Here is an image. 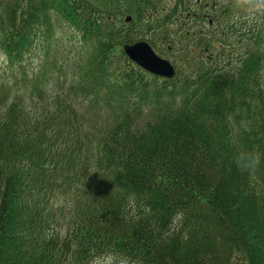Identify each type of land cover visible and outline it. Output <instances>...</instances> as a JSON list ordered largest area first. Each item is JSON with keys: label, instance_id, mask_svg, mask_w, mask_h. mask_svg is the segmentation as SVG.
<instances>
[{"label": "trees", "instance_id": "trees-1", "mask_svg": "<svg viewBox=\"0 0 264 264\" xmlns=\"http://www.w3.org/2000/svg\"><path fill=\"white\" fill-rule=\"evenodd\" d=\"M232 2L0 0L9 63L43 56L33 107L0 83V264H264V0ZM138 40L176 75L131 60ZM55 68L72 82L50 94ZM242 150L260 163L239 169Z\"/></svg>", "mask_w": 264, "mask_h": 264}, {"label": "rangeland", "instance_id": "rangeland-1", "mask_svg": "<svg viewBox=\"0 0 264 264\" xmlns=\"http://www.w3.org/2000/svg\"><path fill=\"white\" fill-rule=\"evenodd\" d=\"M231 5L232 7L239 9L240 14L246 15L251 13L250 16H254L262 8V0H233ZM72 31L65 25L61 30L58 31L59 45L56 49L59 53L60 60L63 63H66L67 61L71 63L74 56L78 55L79 49H81V44H79V41H77L78 38L75 35L73 36L74 33H72ZM39 54L40 50H36L32 56L25 58L22 66H13L7 60L5 53L0 50V83H9L12 85V94L7 105L13 100H16L18 95L24 93L26 96L24 105L28 108L33 107V99L26 93V91L29 88L34 73L40 69L43 62V54L40 55L42 57H39ZM17 67H24L25 74H23L22 68ZM65 70V72H62L59 68L52 70V73L49 75L48 82L46 84L50 94H55L57 91H59L58 89H60V83H63V86L67 88L70 82H72V74L70 70ZM5 109V105L0 106L1 115L5 113ZM63 204L66 205V208L68 209V197L65 196L64 192L58 194L57 196L55 195L52 200V206L56 209L60 208V206ZM93 264H110V262L107 259L104 261L100 260L99 263ZM233 264L245 263L241 262L240 257H238L236 258L235 262H233Z\"/></svg>", "mask_w": 264, "mask_h": 264}, {"label": "water", "instance_id": "water-1", "mask_svg": "<svg viewBox=\"0 0 264 264\" xmlns=\"http://www.w3.org/2000/svg\"><path fill=\"white\" fill-rule=\"evenodd\" d=\"M131 16L126 21H130ZM123 49L127 56L137 65L155 75L172 78L176 75V68L171 60L160 56L146 40L125 43Z\"/></svg>", "mask_w": 264, "mask_h": 264}, {"label": "clouds", "instance_id": "clouds-1", "mask_svg": "<svg viewBox=\"0 0 264 264\" xmlns=\"http://www.w3.org/2000/svg\"><path fill=\"white\" fill-rule=\"evenodd\" d=\"M235 163L241 170L252 169L260 163V154L247 150L239 151L235 156Z\"/></svg>", "mask_w": 264, "mask_h": 264}, {"label": "bare ground", "instance_id": "bare-ground-1", "mask_svg": "<svg viewBox=\"0 0 264 264\" xmlns=\"http://www.w3.org/2000/svg\"><path fill=\"white\" fill-rule=\"evenodd\" d=\"M174 65V64H173Z\"/></svg>", "mask_w": 264, "mask_h": 264}]
</instances>
